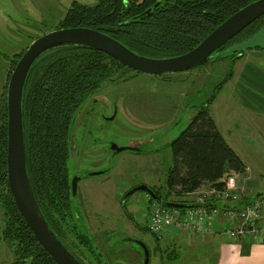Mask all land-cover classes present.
<instances>
[{
	"label": "trees",
	"instance_id": "16d2710c",
	"mask_svg": "<svg viewBox=\"0 0 264 264\" xmlns=\"http://www.w3.org/2000/svg\"><path fill=\"white\" fill-rule=\"evenodd\" d=\"M251 1L254 0H96L87 5L73 0L57 29L85 26L106 33L140 55L171 57L195 47L223 20ZM262 27L264 14L221 45L209 60L241 57L247 50L225 55L221 52L248 39ZM24 51L9 58L7 79ZM131 73L137 72L106 53L75 45L56 47L39 55L25 79L21 109L28 178L50 228L81 264H104V255L97 250L94 239L78 231L73 222L68 159L74 113L104 81L116 75L126 80ZM230 76L229 71L208 100L195 109L186 126L169 142L171 163L164 180L167 191L163 194L160 186H150L153 196L146 193L149 203L156 201L167 206L165 202H172L184 208L188 204L170 199L169 194L196 192L203 184L220 187L226 175L244 172L243 161L224 140L208 108ZM6 152L5 88L0 95L1 237L12 251L14 264H57L37 242L15 205L7 183ZM201 204L207 205L206 202ZM124 214L133 221L126 210ZM67 231L74 234L75 245L86 261L65 242ZM154 238L155 249L162 252L159 239ZM142 257L141 252V260Z\"/></svg>",
	"mask_w": 264,
	"mask_h": 264
},
{
	"label": "rangeland",
	"instance_id": "374dc122",
	"mask_svg": "<svg viewBox=\"0 0 264 264\" xmlns=\"http://www.w3.org/2000/svg\"><path fill=\"white\" fill-rule=\"evenodd\" d=\"M72 1L0 0V95L7 89L9 58L25 50L37 37L57 29ZM75 1L87 5L96 2ZM182 73L138 72L131 73L126 80L116 75L104 81L74 113L68 159L70 179L78 178L76 194L71 196L73 222L78 231L94 239L97 250L104 255V264H141L138 260L142 251L138 242L144 243L149 250L148 264L160 263L155 238L145 230L146 223L139 212L149 215L148 196L139 190L125 201L121 197L140 184L160 186L163 194L167 191L164 180L171 163L168 144L186 126L191 112L189 100L180 101L177 91V99L167 95L181 87L185 78ZM218 81L210 78L209 85L201 88L199 99L208 96ZM168 96L170 99H166ZM111 143L136 147L146 155L158 153L159 157L130 162L128 157L133 151L114 152ZM94 172L100 173L92 174ZM182 197L169 194L175 201ZM125 210L134 221L124 214ZM2 218L0 208V230ZM67 232L65 242L86 261L75 245L74 234ZM13 258L0 231V264H14Z\"/></svg>",
	"mask_w": 264,
	"mask_h": 264
},
{
	"label": "crops",
	"instance_id": "0c3cea01",
	"mask_svg": "<svg viewBox=\"0 0 264 264\" xmlns=\"http://www.w3.org/2000/svg\"><path fill=\"white\" fill-rule=\"evenodd\" d=\"M229 71L231 76L217 91L208 108L224 140L245 165L243 173L232 172L242 194V199L235 204L242 207L256 195L264 194V49L247 50L236 60L215 57L204 65L181 71L185 74L181 87L167 95L177 99V91L180 101L189 100L190 119L195 109L208 100L215 86ZM210 78L220 81L212 84V92L208 96L199 99L201 88L209 85ZM187 82L189 85L185 84ZM166 99H170L169 96ZM144 157L153 159L159 155H146L138 150L133 151L128 159L136 163ZM209 187V184H203L196 192ZM194 198V194L183 195L181 200L189 205L194 203ZM139 212L147 225L148 215L144 211ZM225 222V215L219 214L213 223L214 232L205 235L166 230L161 237H157L162 248V252H157L160 263L163 260V264H264V238H225L220 233Z\"/></svg>",
	"mask_w": 264,
	"mask_h": 264
},
{
	"label": "water",
	"instance_id": "95a60500",
	"mask_svg": "<svg viewBox=\"0 0 264 264\" xmlns=\"http://www.w3.org/2000/svg\"><path fill=\"white\" fill-rule=\"evenodd\" d=\"M264 14V0H254L241 7L223 20L195 47L187 52L171 57L153 58L140 55L106 33L85 26L59 28L45 33L33 40L18 59L8 80L6 89L7 103V183L15 205L25 224L37 242L57 264H81L59 240L50 228L35 199L26 171L25 146L22 128V92L27 73L42 53L61 46H84L102 51L135 72L160 75L181 72L205 64L227 40L241 29ZM264 49V27L248 39L223 50L221 54L233 51ZM114 152L124 149L138 151L136 147H120L111 143ZM94 172L92 174H99ZM78 178L71 179V194H76ZM144 191L153 196L150 186L140 184L127 191L125 196L135 191ZM165 205L177 207L172 202ZM142 250L141 264H148L149 250L144 243L138 242Z\"/></svg>",
	"mask_w": 264,
	"mask_h": 264
},
{
	"label": "built area",
	"instance_id": "2783aa9c",
	"mask_svg": "<svg viewBox=\"0 0 264 264\" xmlns=\"http://www.w3.org/2000/svg\"><path fill=\"white\" fill-rule=\"evenodd\" d=\"M191 194L195 195L196 205L184 208L163 206L156 201L150 202L146 225L148 231L156 237H161L169 229L205 235L214 232L213 223L222 213L226 217V222L220 233L225 238L231 240L264 238V194L256 195L244 206L237 207L234 204L242 199V194L233 175H226L220 187L212 186L185 195ZM204 202L207 205L201 204Z\"/></svg>",
	"mask_w": 264,
	"mask_h": 264
},
{
	"label": "flooded vegetation",
	"instance_id": "af4514ba",
	"mask_svg": "<svg viewBox=\"0 0 264 264\" xmlns=\"http://www.w3.org/2000/svg\"><path fill=\"white\" fill-rule=\"evenodd\" d=\"M127 191H128V190H127ZM127 191H125V192L122 194L121 200H123V201L127 200V198L129 197V195H128V196H125L126 193H127Z\"/></svg>",
	"mask_w": 264,
	"mask_h": 264
}]
</instances>
